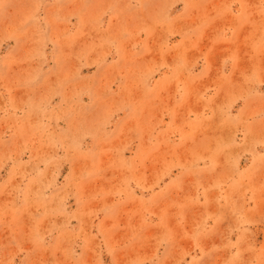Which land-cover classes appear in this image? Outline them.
<instances>
[{
    "label": "rangeland",
    "instance_id": "1",
    "mask_svg": "<svg viewBox=\"0 0 264 264\" xmlns=\"http://www.w3.org/2000/svg\"><path fill=\"white\" fill-rule=\"evenodd\" d=\"M0 264H264V0H0Z\"/></svg>",
    "mask_w": 264,
    "mask_h": 264
}]
</instances>
